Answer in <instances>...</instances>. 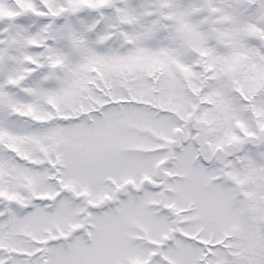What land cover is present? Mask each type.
<instances>
[{
  "label": "snow or ice",
  "instance_id": "snow-or-ice-1",
  "mask_svg": "<svg viewBox=\"0 0 264 264\" xmlns=\"http://www.w3.org/2000/svg\"><path fill=\"white\" fill-rule=\"evenodd\" d=\"M0 264H264V0H0Z\"/></svg>",
  "mask_w": 264,
  "mask_h": 264
}]
</instances>
